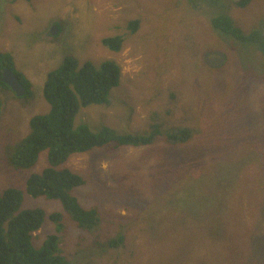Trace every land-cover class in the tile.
Wrapping results in <instances>:
<instances>
[{"label": "rangeland", "instance_id": "1", "mask_svg": "<svg viewBox=\"0 0 264 264\" xmlns=\"http://www.w3.org/2000/svg\"><path fill=\"white\" fill-rule=\"evenodd\" d=\"M239 1L0 0V52L32 85L29 98L0 89V192L19 189L22 207L45 210L33 245L57 233L71 264H264L263 45L211 24L224 14L244 31L264 33V0ZM133 19L140 23L130 33ZM115 34L124 36L117 52L102 44ZM65 55L121 66L110 103L80 108L75 124L163 129L153 143L94 147L64 164L85 180L71 194L100 213L91 230L77 227L59 200L25 192L30 174L47 165V151L28 168L8 163L30 117L48 111L43 83ZM181 127L193 129L189 141L165 139ZM52 211L63 214L61 232ZM119 234L122 244L110 247Z\"/></svg>", "mask_w": 264, "mask_h": 264}, {"label": "trees", "instance_id": "2", "mask_svg": "<svg viewBox=\"0 0 264 264\" xmlns=\"http://www.w3.org/2000/svg\"><path fill=\"white\" fill-rule=\"evenodd\" d=\"M247 1L240 0L237 5L242 7ZM139 23V19H133L126 27L134 33ZM211 24L239 41L261 43L264 52L263 30L244 31L234 19L224 14L213 17ZM123 42L122 34L102 39V44L115 52L122 48ZM4 68L12 70L25 87L22 96L32 97L30 80L15 68L13 56L3 51L0 52V89L11 90L2 79ZM120 77L121 66L116 60L107 59L99 65L86 60L79 64L76 57L65 55L57 67L47 72L43 83L42 93L49 105L48 111L30 117L28 133L13 146L8 156L10 166L23 169L33 166L39 154L47 151V165L39 173L30 174L25 192L32 197L59 200L72 221L83 230L95 228L101 217L97 208H84L71 194V190L84 184L85 180L64 166L69 157L107 144L113 149L147 145L163 135L162 125L158 123L151 124L145 131L126 133H119L110 126L93 130L85 123L75 124L74 118L80 108L110 103V92L118 85ZM2 105L0 97V112ZM193 132L192 128L181 127L168 129L164 136L170 143L183 144L191 139ZM22 201L23 193L19 189L5 188L0 192V264H71L62 252L61 238L57 233L48 234L37 246L31 243L33 232L43 224L46 212L40 207H22ZM62 217L60 211L48 214L57 232L62 230ZM122 241L123 235L119 234L112 236L107 244L119 247Z\"/></svg>", "mask_w": 264, "mask_h": 264}, {"label": "water", "instance_id": "3", "mask_svg": "<svg viewBox=\"0 0 264 264\" xmlns=\"http://www.w3.org/2000/svg\"><path fill=\"white\" fill-rule=\"evenodd\" d=\"M56 26L52 28V31H56ZM3 81L11 88V90L17 95L22 96L25 94L26 89L22 83L19 82L17 75L9 68L3 69Z\"/></svg>", "mask_w": 264, "mask_h": 264}]
</instances>
